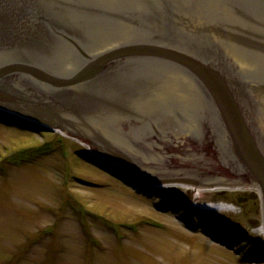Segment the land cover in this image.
Returning <instances> with one entry per match:
<instances>
[{
  "label": "water",
  "instance_id": "water-1",
  "mask_svg": "<svg viewBox=\"0 0 264 264\" xmlns=\"http://www.w3.org/2000/svg\"><path fill=\"white\" fill-rule=\"evenodd\" d=\"M0 108L104 149L125 166L80 156L180 208L118 149L161 179L235 178L264 218V0H0Z\"/></svg>",
  "mask_w": 264,
  "mask_h": 264
},
{
  "label": "rangeland",
  "instance_id": "rangeland-1",
  "mask_svg": "<svg viewBox=\"0 0 264 264\" xmlns=\"http://www.w3.org/2000/svg\"><path fill=\"white\" fill-rule=\"evenodd\" d=\"M48 143L56 148L39 157L8 158ZM91 149L102 148L61 129L35 133L0 122V264H264V250L241 236L205 219L200 224L195 215L187 222L188 210L135 191L78 157ZM223 188L160 189L193 208L230 203L231 211L207 213L264 247L261 200L240 202L248 190Z\"/></svg>",
  "mask_w": 264,
  "mask_h": 264
},
{
  "label": "bare ground",
  "instance_id": "bare-ground-1",
  "mask_svg": "<svg viewBox=\"0 0 264 264\" xmlns=\"http://www.w3.org/2000/svg\"><path fill=\"white\" fill-rule=\"evenodd\" d=\"M217 189H221V188H217ZM204 191H212V192H214L215 189L204 190ZM201 208L206 210V211H209V212H211V211H227V210L231 211V210H233L232 206L226 205V204H210V205H206V206H201ZM261 231L264 233V228L263 227H261Z\"/></svg>",
  "mask_w": 264,
  "mask_h": 264
},
{
  "label": "flooded vegetation",
  "instance_id": "flooded-vegetation-1",
  "mask_svg": "<svg viewBox=\"0 0 264 264\" xmlns=\"http://www.w3.org/2000/svg\"><path fill=\"white\" fill-rule=\"evenodd\" d=\"M133 130L136 131L135 129H133ZM157 132H158V131H157ZM157 132H156V133H157ZM151 136H152V135H151ZM151 136H150V137H151ZM178 143L180 144L181 141H178ZM165 144H166L167 147H168V146L171 147V145H168V144L166 143V141H165ZM166 146H165V149H167ZM182 147H183V146H182ZM195 147H196V148H194V147H193V148H194V149H197V147H198V142H197V144L195 145ZM172 149H174V148H172ZM179 149H180V147H179Z\"/></svg>",
  "mask_w": 264,
  "mask_h": 264
}]
</instances>
